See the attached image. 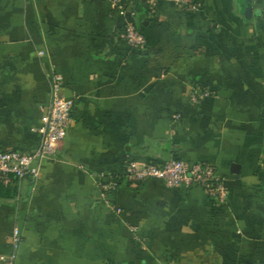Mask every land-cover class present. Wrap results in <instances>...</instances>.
<instances>
[{"label":"crops","instance_id":"crops-1","mask_svg":"<svg viewBox=\"0 0 264 264\" xmlns=\"http://www.w3.org/2000/svg\"><path fill=\"white\" fill-rule=\"evenodd\" d=\"M123 1L0 0V151L37 147L53 71L73 101L56 157L0 186V255L18 227L15 264H264V0ZM169 159L210 164L226 199L123 177Z\"/></svg>","mask_w":264,"mask_h":264},{"label":"built area","instance_id":"built-area-1","mask_svg":"<svg viewBox=\"0 0 264 264\" xmlns=\"http://www.w3.org/2000/svg\"><path fill=\"white\" fill-rule=\"evenodd\" d=\"M105 1L113 9L120 11L127 9V3L123 0ZM140 1L153 4L156 0ZM167 1L185 10L197 9V4L193 0ZM133 15L134 11L129 10V16ZM123 38L133 48L143 49L145 46V36L131 19H128L124 23ZM61 88L62 76L57 71H53L49 79V101L42 109L40 118V141L37 147L29 153L0 151L1 184L10 185L13 180L19 181L24 177L35 180L39 172L40 164L56 157L58 146L65 137L73 106V101L63 96ZM207 95V90L195 88L190 91L189 99L195 104ZM122 174L130 183L150 178L160 180L168 187L197 185L207 191L216 205L222 203L228 194L222 179L215 173L214 168L206 162L187 163L181 159H169L159 164H139L133 160H127ZM117 185L118 178L99 179L96 181V186L103 198H107L116 189ZM115 210L117 212L120 211L119 209ZM19 244L20 230L18 227H13L11 237L12 250L9 254L0 255V264H15Z\"/></svg>","mask_w":264,"mask_h":264},{"label":"trees","instance_id":"trees-1","mask_svg":"<svg viewBox=\"0 0 264 264\" xmlns=\"http://www.w3.org/2000/svg\"><path fill=\"white\" fill-rule=\"evenodd\" d=\"M0 186L6 187V191H7V193L9 192L8 193L9 195L13 194V189H12L11 185H3V184L0 183Z\"/></svg>","mask_w":264,"mask_h":264}]
</instances>
